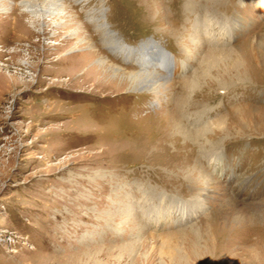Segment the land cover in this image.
Wrapping results in <instances>:
<instances>
[{"label":"rangeland","instance_id":"obj_1","mask_svg":"<svg viewBox=\"0 0 264 264\" xmlns=\"http://www.w3.org/2000/svg\"><path fill=\"white\" fill-rule=\"evenodd\" d=\"M15 1L0 0V264H264V0L74 4L103 8L130 62L94 26L96 47L54 18L35 30ZM149 44L171 62L157 78L82 72L108 54L137 70Z\"/></svg>","mask_w":264,"mask_h":264},{"label":"bare ground","instance_id":"obj_2","mask_svg":"<svg viewBox=\"0 0 264 264\" xmlns=\"http://www.w3.org/2000/svg\"><path fill=\"white\" fill-rule=\"evenodd\" d=\"M72 1H73V3L71 4V3H67L65 0H17L15 2H16V5L19 6V10H18L19 13L18 14L16 13V14L17 15L26 14L28 16L27 17L28 24L31 27H33L35 30H38V29L40 30L39 26L41 27V25H42L41 22L38 23V24H35V22L37 21V19H36L37 17H39L38 20L42 19V18H45V17H47V19L54 18L55 21H56V24H59L62 27L71 26L73 28V31L71 33H68L67 36L68 37H76L77 38V42L74 44L75 48H79L81 45H84L85 43H89L90 41H91L90 44H93L92 46L96 47V45H94V41L96 39L95 38L96 35H92V34L88 33L90 28L92 26H94L95 30H97V32H99L100 34L103 35V37L106 38V39H104V43L108 46V48H110V50L112 51V54H114L113 56H118V57H120V58H122L124 60H128L130 62V59L132 58L131 56H133L132 55L133 51H132L131 46H128L126 44L121 43L120 39H118V37L116 36L115 32H112L111 30H109L107 28V22L104 19L105 11L103 10L102 7H100V5L102 4L103 0H96L97 2L99 1L98 2L100 4L98 6V7H100L99 9L96 6V8L89 9V10L81 9V8L80 9H75L76 7H75L74 4H82V6H86V5L91 4V2L93 0H72ZM11 4H13V3H11ZM16 8H15V10H16ZM72 8H74L75 10H73ZM3 9H4V11L7 10L6 7H4ZM84 13L86 15L88 14L87 15L88 19L85 22L83 20L84 19V17H83ZM16 14L14 12V15H11V16H16ZM5 17H6V15H5ZM6 19H7V17H6ZM17 21H20V20L17 19ZM8 22H9V20H7V23ZM19 32H20V30H19ZM20 34H22V32ZM146 46L142 49L141 52L138 51V53H140V56H138V59L135 58V63L138 64L137 70H131L130 71L129 69H126V67H123L122 65H117L115 60L112 59V56L108 54V55L101 56L99 58V60H98L99 61V65H96L94 67H90L91 69H88V71H82V72H90V73L92 72V74H94V77H97V76H100V74H103V76L104 75H108L110 70H114L113 76L110 79H108V80H119L120 84H125V80L121 79V75L122 74H125L126 77H130L132 80L136 79L137 77H141V76L142 77L144 76L143 77L144 79H149L150 77H152L153 79L157 78V77L161 76V74H160V72H159V70L157 68L165 69V68L171 67L170 66L171 62L169 61L170 59H169V57L166 54H164L162 52V50L158 46H155V45L152 46L151 44H149L147 47ZM150 48L153 49V51L155 52L156 55H153V53H150V52H152V50H149ZM70 53H72V52H70ZM73 54H74V52H73ZM99 54H101V51H100L99 47L94 48L93 50H91L88 53H86L83 56H81L78 62L76 60V62L78 63L77 65L79 67H82L83 65L86 64L87 61H89L90 58L96 57V59H97V55H99ZM67 57L68 56H66V58ZM133 58H132V60L134 61ZM75 69H76V67H75ZM81 75H83V74H81ZM88 77H91V76L88 75ZM100 80H102V79H100ZM80 84H81V81H80ZM156 90L157 89H154L153 87L151 88V92L155 93ZM163 130H164V133H168V131L165 129V127H164ZM200 131H203V129L200 128V129L196 130L195 132H193V134L199 133ZM90 133H91V131H90ZM158 134H160V133H158ZM104 138L105 137H103V139ZM158 143L160 145V142H158ZM102 144H103V142H101V144H99L98 146H101ZM98 146H96V147H98ZM92 148H94V147L92 146L91 149ZM99 150L100 151H98V152L100 154L105 149H104V147H102ZM92 154H95V152L92 153ZM100 155H102V154H100ZM112 156H114V155L112 154ZM113 161H115V160H113ZM98 164H95V165H98ZM122 166H123V164H122ZM118 167H120V166H118ZM110 175H108L109 176L108 181L111 184H116V185L119 186V183L116 182L117 179H115V177L118 174L114 175V173H110ZM119 191H122V189H119Z\"/></svg>","mask_w":264,"mask_h":264}]
</instances>
